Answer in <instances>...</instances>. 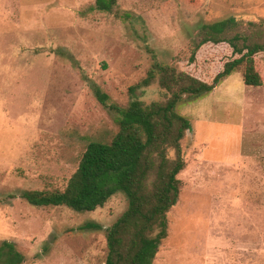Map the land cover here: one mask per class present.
Instances as JSON below:
<instances>
[{
    "label": "rangeland",
    "instance_id": "374dc122",
    "mask_svg": "<svg viewBox=\"0 0 264 264\" xmlns=\"http://www.w3.org/2000/svg\"><path fill=\"white\" fill-rule=\"evenodd\" d=\"M95 1L0 0V246L13 243L21 264H105L107 230L128 207L122 192L92 212L21 197L62 192L87 145L118 132L120 114L97 91L119 109L166 102L158 77L141 83L154 61L190 73L214 67L229 57L226 45L202 47L196 69L187 60L201 27L221 20L237 22L227 35L264 43V0H116L112 13ZM232 75L235 91L242 73ZM202 99L183 95L177 105L191 122L186 167L153 264H264V90L248 89L245 108L219 97L194 122Z\"/></svg>",
    "mask_w": 264,
    "mask_h": 264
},
{
    "label": "trees",
    "instance_id": "16d2710c",
    "mask_svg": "<svg viewBox=\"0 0 264 264\" xmlns=\"http://www.w3.org/2000/svg\"><path fill=\"white\" fill-rule=\"evenodd\" d=\"M116 0H96L94 9L112 13ZM237 25L233 19L204 25L187 67H199V50L226 45L230 55L215 57L216 65L200 72L178 70L154 61L142 80L149 86L157 77L171 97L148 105L133 99L122 109L108 106V96L97 91L102 105L120 114L119 130L109 143L90 142L62 192H24L22 198L35 207H67L92 212L103 207L117 192L128 201L127 210L107 230L105 264H153L158 248L167 238V214L174 207L182 187L178 175L186 163L181 142L191 122L176 109L183 95L190 101L204 98L234 72L242 73L247 87H261L258 57L264 43L252 42L241 34L227 35ZM174 152L170 158L169 153ZM87 224L81 229H91ZM24 257L13 243L0 246V264H21Z\"/></svg>",
    "mask_w": 264,
    "mask_h": 264
},
{
    "label": "crops",
    "instance_id": "0c3cea01",
    "mask_svg": "<svg viewBox=\"0 0 264 264\" xmlns=\"http://www.w3.org/2000/svg\"><path fill=\"white\" fill-rule=\"evenodd\" d=\"M242 80V79H241ZM233 75H230L228 78H226L220 85L214 88V90L209 93L207 96H205L201 101L197 102V104L194 105V111L195 116H190V118H193L194 122H200L204 123L209 113L212 112L211 109H213V103H216V100L219 99V97H226L227 100H232L236 102L237 105H241L242 108H245L246 103V92L248 89H258V90H264V83L261 87H247L243 84H241V88L239 84L234 87L235 91L232 90L231 83H233ZM236 96V97H235ZM195 118V119H194ZM252 161V160H251ZM251 164L255 163V160L253 162H250Z\"/></svg>",
    "mask_w": 264,
    "mask_h": 264
}]
</instances>
